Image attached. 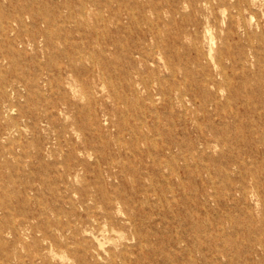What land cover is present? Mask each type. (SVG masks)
<instances>
[{
    "label": "rangeland",
    "instance_id": "obj_1",
    "mask_svg": "<svg viewBox=\"0 0 264 264\" xmlns=\"http://www.w3.org/2000/svg\"><path fill=\"white\" fill-rule=\"evenodd\" d=\"M239 1L0 0V264H264V0Z\"/></svg>",
    "mask_w": 264,
    "mask_h": 264
},
{
    "label": "bare ground",
    "instance_id": "obj_2",
    "mask_svg": "<svg viewBox=\"0 0 264 264\" xmlns=\"http://www.w3.org/2000/svg\"><path fill=\"white\" fill-rule=\"evenodd\" d=\"M156 1V0H155ZM239 3H240V1L239 0H237V2H236V7L237 6H239ZM159 10V9H158ZM163 11V10H162ZM186 13V12H185ZM190 13V12H189ZM0 16H2L1 15V9H0ZM23 17H21V16H19V17H17V20L18 21H21V22H23V20L24 19H22ZM56 17H55V15L54 14H52V15H49V14H47V15H44L43 16V19H42V21L45 23V24H49L50 22H51V20H53V19H55ZM154 20V19H153ZM250 21V20H249ZM153 22V21H152ZM64 27V26H63ZM71 29V28H70ZM47 38H50V37H52V35L50 34V33H48L47 35ZM227 48V47H226ZM230 58V57H229ZM149 59V58H148ZM140 65V64H139ZM161 65V64H160ZM131 68V67H130ZM120 69V68H119ZM143 69H144V67H143ZM72 86V85H71ZM76 88H77V86H76ZM224 98V97H223ZM200 107H201V105H200ZM227 109V108H226ZM187 111V110H186ZM185 111V112H186ZM167 148H169V146H167ZM146 149V148H145ZM131 161V160H130ZM117 204H119V203H117ZM150 205V204H149ZM151 207V206H150ZM172 212V211H171ZM182 219V218H181ZM104 239V238H103ZM105 241V240H104ZM108 241H110V240H108ZM109 243V242H108ZM158 259V258H157Z\"/></svg>",
    "mask_w": 264,
    "mask_h": 264
}]
</instances>
